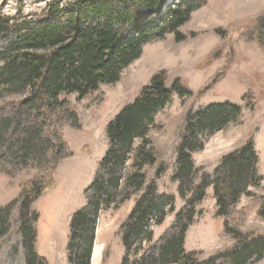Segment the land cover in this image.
Wrapping results in <instances>:
<instances>
[{"label": "rangeland", "instance_id": "374dc122", "mask_svg": "<svg viewBox=\"0 0 264 264\" xmlns=\"http://www.w3.org/2000/svg\"><path fill=\"white\" fill-rule=\"evenodd\" d=\"M52 1L0 0V15L10 18V23L18 14L20 20L38 23L46 19L42 11ZM61 1L66 6L69 0ZM177 2L168 0V5ZM263 16L264 0H206L178 29L183 39L169 33L165 39L147 44L141 57L122 72L118 82L102 85L84 98L76 93L61 94L59 102L64 107L52 118L55 132L61 137H57L58 145L62 144L57 154L56 147L46 144L42 154L19 155L14 140L24 138V127L36 128L42 138L52 135H48L41 117L34 111L29 117L23 108L27 93L0 90V129H4L0 134V211L10 209L6 233L0 238V264H27L21 201L25 193L40 187L42 193L31 206V212L39 215L37 254L48 264H71V216L87 205L86 189L109 148L107 126L160 71L165 72L169 86L180 79L193 93H174L172 101L156 116V125L147 136V147L154 152L156 161L142 169L146 181L141 191L132 190L125 202L99 214L93 247V251L95 246L99 248V256L93 264H122V225L153 182L159 193L176 198L175 212L168 214L161 225L154 226V241H159L171 228L176 213L192 195V186H188L189 193L182 197L174 177L187 117L214 102L236 103L242 112L236 122L204 137L202 147L192 153L198 172L193 186L204 173L213 177L222 159L250 138L258 154L257 174L262 179L258 185L248 187L227 217L218 215L211 185L196 206L197 214L186 233L184 247L203 261L236 247L237 232L250 237L264 235V219L259 215L264 200V48L244 37L256 29ZM3 63L0 61V65ZM6 121L8 125L3 127ZM140 143L137 140L136 145ZM132 163L130 158L124 176L136 170ZM249 264H264V258Z\"/></svg>", "mask_w": 264, "mask_h": 264}, {"label": "trees", "instance_id": "16d2710c", "mask_svg": "<svg viewBox=\"0 0 264 264\" xmlns=\"http://www.w3.org/2000/svg\"><path fill=\"white\" fill-rule=\"evenodd\" d=\"M205 2L178 0L168 5V0H69L62 6L61 0H54L42 11L46 19L38 23L20 20L21 14L10 23V18L0 15V61L4 62L0 65V90L27 93L23 108L29 117L33 111L41 117L48 135H52L49 139L42 138L36 128L24 127L21 130L27 131L24 138L14 140L19 155L42 154L46 144L56 147L57 154L62 144L58 145L61 137L55 132L52 118L64 107L59 96L76 93L84 98L102 85L118 82L122 72L141 57L147 44L163 40L169 33L183 39L178 29ZM244 37L264 48V16L258 19L256 29ZM174 93L185 96L193 92L180 79L169 86L165 72L160 71L108 124L109 148L86 189L87 205L71 216L68 244L71 264H91L101 211L118 207L132 190L141 191L144 187L146 176L142 169L156 161L154 152L147 147V136L156 125V116L172 101ZM241 112L240 105L224 101L201 107L187 117L174 177L181 196L185 198L189 192L192 195L176 213L171 228L159 241H154V226L161 225L168 214L175 212L176 198L159 193L156 184H150L122 225L125 248L122 264H249L264 258V235L250 237L237 232L236 247L203 261L184 247L186 233L197 214L196 206L204 200L211 185L218 215L227 217L248 187L258 185L262 179L257 174L258 154L250 138L243 147L222 159L213 177L204 173L193 186L198 172L192 153L202 147L208 134L239 120ZM7 125L8 121L3 127ZM3 131L1 128L0 134ZM137 140L141 141L138 145ZM130 158L136 170L126 177L123 170ZM188 186H192L189 192ZM42 189L28 191L21 201L27 264H48L35 249L39 215L31 212ZM9 210L8 207L0 211V238L8 227ZM259 215L264 219V200Z\"/></svg>", "mask_w": 264, "mask_h": 264}, {"label": "bare ground", "instance_id": "6f19581e", "mask_svg": "<svg viewBox=\"0 0 264 264\" xmlns=\"http://www.w3.org/2000/svg\"><path fill=\"white\" fill-rule=\"evenodd\" d=\"M98 256H99V248H97V246H95L94 251H93V255H92V264L96 263Z\"/></svg>", "mask_w": 264, "mask_h": 264}]
</instances>
